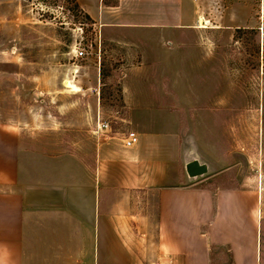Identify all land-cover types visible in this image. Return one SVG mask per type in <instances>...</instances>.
Instances as JSON below:
<instances>
[{"label":"rangeland","instance_id":"1","mask_svg":"<svg viewBox=\"0 0 264 264\" xmlns=\"http://www.w3.org/2000/svg\"><path fill=\"white\" fill-rule=\"evenodd\" d=\"M97 1L90 16L78 0L70 12L0 0V125L26 148L74 164L14 155L2 135L0 162L11 160L26 179L45 169L73 181L76 164L149 175L153 187L131 201L136 215L151 218L132 224L136 231L146 224L152 239H132L133 263L168 264L154 239L158 188L188 181L186 163L207 165L198 185L258 187L264 202V0H126L120 19L119 0ZM81 48L87 56L75 59ZM130 131L156 137L152 148L144 141L132 148L154 163L102 164L101 143L106 157L123 155Z\"/></svg>","mask_w":264,"mask_h":264},{"label":"crops","instance_id":"2","mask_svg":"<svg viewBox=\"0 0 264 264\" xmlns=\"http://www.w3.org/2000/svg\"><path fill=\"white\" fill-rule=\"evenodd\" d=\"M92 1L78 0L90 16L94 15L91 7L98 11L99 1ZM124 1L113 6L118 7L119 19ZM136 12L132 10V14ZM119 26L131 24L122 22ZM128 115L132 129V99ZM0 135L11 139L14 155L22 150L28 156L38 154L74 164L66 155L26 148L19 133L5 126L0 125ZM144 136L138 134L137 144L144 141L152 148L156 137ZM0 146H4L2 139ZM107 148L103 141L98 151L102 164L122 159L129 164L155 161L132 152V148L123 155L109 153L106 157ZM74 167L73 181L43 174L45 169H40L41 174L30 173L26 179L15 175L11 160L0 162V264H136L132 239H152L146 224L144 230L140 228L142 221L151 217L145 211L136 215L132 193L149 191L153 187L150 176L143 174L142 180L141 174L132 171L105 172L100 165L95 171L84 165ZM186 178L188 181L158 188L154 239L168 264H264L262 190L213 189L198 185L203 182L201 177L193 183ZM137 218L141 225L136 231L132 222Z\"/></svg>","mask_w":264,"mask_h":264},{"label":"built area","instance_id":"3","mask_svg":"<svg viewBox=\"0 0 264 264\" xmlns=\"http://www.w3.org/2000/svg\"><path fill=\"white\" fill-rule=\"evenodd\" d=\"M86 56H87V52L85 51V49H82V48L77 49V51H75V54H74L75 59H84ZM107 127H108L107 124L102 123L100 124L99 129H105ZM121 142H122L123 148L131 149L135 147L138 143V134L130 131L123 137Z\"/></svg>","mask_w":264,"mask_h":264},{"label":"trees","instance_id":"4","mask_svg":"<svg viewBox=\"0 0 264 264\" xmlns=\"http://www.w3.org/2000/svg\"><path fill=\"white\" fill-rule=\"evenodd\" d=\"M24 1L29 2L31 0H24ZM38 1L42 6L60 7L64 10H68L69 12L78 11L80 8L77 0H38ZM87 18L89 17L87 16Z\"/></svg>","mask_w":264,"mask_h":264},{"label":"water","instance_id":"5","mask_svg":"<svg viewBox=\"0 0 264 264\" xmlns=\"http://www.w3.org/2000/svg\"><path fill=\"white\" fill-rule=\"evenodd\" d=\"M208 172V167L206 164L200 163L198 160H192L185 165V173L188 178L193 179L197 177H202Z\"/></svg>","mask_w":264,"mask_h":264},{"label":"bare ground","instance_id":"6","mask_svg":"<svg viewBox=\"0 0 264 264\" xmlns=\"http://www.w3.org/2000/svg\"><path fill=\"white\" fill-rule=\"evenodd\" d=\"M67 83H68V82H67ZM67 87H68V88H69V87H70V88H73L74 86H71V85H70V86H67Z\"/></svg>","mask_w":264,"mask_h":264}]
</instances>
